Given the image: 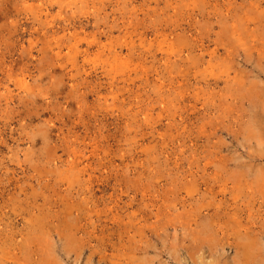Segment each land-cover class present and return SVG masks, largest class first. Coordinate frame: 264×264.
<instances>
[{"label": "rangeland", "instance_id": "374dc122", "mask_svg": "<svg viewBox=\"0 0 264 264\" xmlns=\"http://www.w3.org/2000/svg\"><path fill=\"white\" fill-rule=\"evenodd\" d=\"M0 264H264V0H0Z\"/></svg>", "mask_w": 264, "mask_h": 264}, {"label": "bare ground", "instance_id": "6f19581e", "mask_svg": "<svg viewBox=\"0 0 264 264\" xmlns=\"http://www.w3.org/2000/svg\"><path fill=\"white\" fill-rule=\"evenodd\" d=\"M66 225H67V227H66V233H71V231H72V227L70 226V224H68V223H65ZM76 229V228H75ZM41 232V231H40ZM46 234V233H45ZM74 234V233H73ZM67 235V234H66ZM68 235H70L71 236V234H68ZM247 235V234H246ZM248 236V235H247ZM63 237H65V236H63ZM69 237V236H68ZM48 238V237H47ZM71 238H73V236L71 237ZM67 239V238H66ZM246 239H247V237H246ZM73 241V240H72ZM70 242V241H69ZM70 244V243H69ZM38 245V244H37ZM77 246V245H76ZM248 246V245H247ZM44 247H45V245H44ZM71 247H72V245H71ZM250 247V246H249ZM243 248V247H242ZM27 249V248H26ZM33 249V248H32ZM31 249V250H32ZM37 249V248H36ZM71 249V248H70ZM251 249V248H250ZM248 250V249H247ZM35 251V250H34ZM33 251V252H34ZM53 251V250H52ZM249 251V250H248ZM28 252V251H27ZM250 252V251H249ZM30 253V252H29ZM43 253H45V252H43ZM66 254V253H65ZM32 255V254H31ZM34 255V254H33ZM41 255V254H40ZM74 255V254H73ZM78 257V256H77ZM53 259V258H52ZM55 259H57V258H55ZM262 261V260H261Z\"/></svg>", "mask_w": 264, "mask_h": 264}]
</instances>
